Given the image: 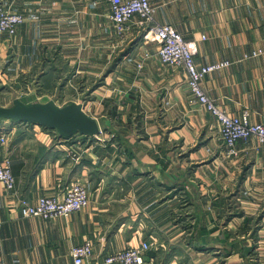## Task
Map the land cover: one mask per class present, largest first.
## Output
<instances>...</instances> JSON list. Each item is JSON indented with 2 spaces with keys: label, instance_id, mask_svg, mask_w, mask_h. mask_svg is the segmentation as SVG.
Instances as JSON below:
<instances>
[{
  "label": "crops",
  "instance_id": "1",
  "mask_svg": "<svg viewBox=\"0 0 264 264\" xmlns=\"http://www.w3.org/2000/svg\"><path fill=\"white\" fill-rule=\"evenodd\" d=\"M0 1L24 18L0 34V82L23 102L81 103L101 129L58 139L0 119V160L9 157L18 195H60L80 180L89 196L84 208L43 219L23 216L0 183V264H74L71 248L84 241L93 247L85 264H101L142 240L143 264H264V143L240 139L237 154L225 151L186 72L160 61L138 16L122 41L106 0ZM150 3L197 66L230 62L202 80L214 103L264 125V0Z\"/></svg>",
  "mask_w": 264,
  "mask_h": 264
},
{
  "label": "built area",
  "instance_id": "2",
  "mask_svg": "<svg viewBox=\"0 0 264 264\" xmlns=\"http://www.w3.org/2000/svg\"><path fill=\"white\" fill-rule=\"evenodd\" d=\"M99 0H92L96 5ZM109 8V18L120 40L124 41L130 31L134 16H138V25L142 28L144 39H154L158 42L157 55L160 61L170 67L181 68L186 72V84L196 101L208 111L218 127L219 138L228 154H237L236 142L240 139L255 138L264 143V125L252 123L249 113L244 110L239 115H231L205 93L202 80L209 72L230 65L229 61L210 63L197 66L194 53L189 43L170 23H157L154 20V7L150 0H106ZM24 21L23 15L0 1V34L13 35L16 28ZM261 53L254 51L251 56ZM23 125L32 123L20 122ZM36 125V124H35ZM101 133V132H100ZM58 139H64L57 133ZM6 133L0 135V141L6 140ZM96 136V135H95ZM85 137V138H94ZM84 137V136H80ZM75 139V137H74ZM79 140L78 138H76ZM0 183L8 193L16 199V205L23 216L50 219L65 217L70 213L87 206L89 196L85 184L80 180L72 181L60 195H41L35 200L18 195L15 188V178L11 171L9 157L0 160ZM150 243L142 240L135 246L123 247L115 253L108 254L101 259V264H143L145 253L149 250ZM92 243L84 241L71 248L74 264H85L91 255Z\"/></svg>",
  "mask_w": 264,
  "mask_h": 264
},
{
  "label": "water",
  "instance_id": "3",
  "mask_svg": "<svg viewBox=\"0 0 264 264\" xmlns=\"http://www.w3.org/2000/svg\"><path fill=\"white\" fill-rule=\"evenodd\" d=\"M0 119L28 122L54 130L60 137H92L101 132L97 120L84 111L76 101L58 105L45 102H23L16 98L11 105H0Z\"/></svg>",
  "mask_w": 264,
  "mask_h": 264
},
{
  "label": "rangeland",
  "instance_id": "4",
  "mask_svg": "<svg viewBox=\"0 0 264 264\" xmlns=\"http://www.w3.org/2000/svg\"><path fill=\"white\" fill-rule=\"evenodd\" d=\"M177 69H181V68H177ZM96 78L97 79H96L95 83H93V86L100 83L102 80L101 76L96 77ZM17 95H19V92L11 90L9 88V84L6 81L0 82V105H11L13 99L17 98ZM27 100H37V99H34L33 97H31L30 99H27ZM41 100H44V99H41ZM59 100H61V99H59ZM105 101L107 102L108 99H105Z\"/></svg>",
  "mask_w": 264,
  "mask_h": 264
}]
</instances>
